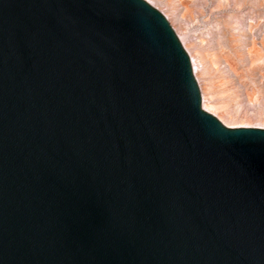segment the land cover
<instances>
[{
    "label": "water",
    "instance_id": "1",
    "mask_svg": "<svg viewBox=\"0 0 264 264\" xmlns=\"http://www.w3.org/2000/svg\"><path fill=\"white\" fill-rule=\"evenodd\" d=\"M0 264H264V129L145 0H0Z\"/></svg>",
    "mask_w": 264,
    "mask_h": 264
},
{
    "label": "rangeland",
    "instance_id": "2",
    "mask_svg": "<svg viewBox=\"0 0 264 264\" xmlns=\"http://www.w3.org/2000/svg\"><path fill=\"white\" fill-rule=\"evenodd\" d=\"M151 1L197 64L201 107L227 127L264 126V0Z\"/></svg>",
    "mask_w": 264,
    "mask_h": 264
},
{
    "label": "bare ground",
    "instance_id": "3",
    "mask_svg": "<svg viewBox=\"0 0 264 264\" xmlns=\"http://www.w3.org/2000/svg\"><path fill=\"white\" fill-rule=\"evenodd\" d=\"M148 4H150L151 6H153L154 8L156 7L155 6V4L151 1V0H145ZM165 18L167 19V21H169L170 22V24H171V19H172V17H170V16H168V15H165ZM173 30H175V28H173ZM177 38L180 40V43H183V37H182V35L181 34H179V33H177ZM253 45V44H252ZM250 50V52H251V49H249ZM249 50H248V52H249ZM256 51V48H255V46L253 45L252 46V51ZM253 54V53H252ZM191 60V62H192V72L194 73V75H196L197 74V72H198V68H196V62H195V60L193 59V58H191L190 59ZM230 78H232V77H230ZM236 79V78H235ZM230 80V79H229ZM233 80V79H232ZM231 80V81H232ZM236 81V80H235ZM237 82V81H236ZM234 83V82H233ZM237 87V86H236ZM233 91H234V89H233ZM237 91V90H236ZM235 91V92H236ZM238 92V91H237ZM239 96V95H238ZM203 101V104H202V106H203V109L205 110V111H207V112H210L209 110H208V106H206L205 104H204V102H205V99H203L202 100ZM232 127H257V128H262V129H264V126H251V125H234V126H232Z\"/></svg>",
    "mask_w": 264,
    "mask_h": 264
}]
</instances>
